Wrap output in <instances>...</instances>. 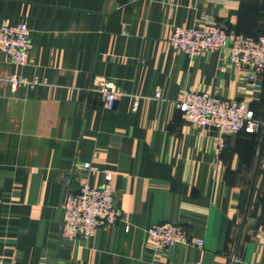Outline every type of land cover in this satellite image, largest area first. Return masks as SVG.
I'll list each match as a JSON object with an SVG mask.
<instances>
[{
  "label": "crops",
  "instance_id": "1",
  "mask_svg": "<svg viewBox=\"0 0 264 264\" xmlns=\"http://www.w3.org/2000/svg\"><path fill=\"white\" fill-rule=\"evenodd\" d=\"M3 21L25 23L33 51L19 66L0 50V77L34 86L0 82V264H264V125L222 135L175 107L207 91L248 101L264 123V77L247 82L225 48L189 56L167 43L173 27L206 24L258 37L264 0H0ZM99 77L124 93L111 109ZM103 170L119 220L60 239L65 178L77 190ZM162 221L188 243L156 246L145 229Z\"/></svg>",
  "mask_w": 264,
  "mask_h": 264
},
{
  "label": "built area",
  "instance_id": "2",
  "mask_svg": "<svg viewBox=\"0 0 264 264\" xmlns=\"http://www.w3.org/2000/svg\"><path fill=\"white\" fill-rule=\"evenodd\" d=\"M167 43L172 49L189 56L225 48L230 62L247 70L245 75L247 82L258 86L260 85L258 77H264V33L258 37L241 33L229 37L218 25L176 26L167 37ZM0 50L13 64L19 66L27 64L33 51L28 26L23 22L15 25L6 21L1 22ZM1 81L7 82L11 89H15L20 84L34 86V83L17 74L0 77ZM93 84L101 93L106 107L110 109L124 94L123 91L112 86L105 77L95 79ZM153 97L161 98V91L156 90ZM137 106V101L134 100L132 108L136 109ZM175 107L188 124L198 128L213 129L222 135L237 133L254 135L260 132L264 125L263 121L255 116L248 101L227 99L207 91L180 93L175 101ZM82 166L91 172L99 171L89 162H84ZM113 176L112 171L103 170L101 184L92 186L80 181L77 190L70 187V178H65L66 193L61 206L63 218L58 234L60 239L88 238L93 236L99 227L117 223L121 211L114 197ZM145 234L161 248L188 243L184 227L172 221L153 224L145 229ZM192 244L201 246L202 240L196 239Z\"/></svg>",
  "mask_w": 264,
  "mask_h": 264
},
{
  "label": "trees",
  "instance_id": "3",
  "mask_svg": "<svg viewBox=\"0 0 264 264\" xmlns=\"http://www.w3.org/2000/svg\"><path fill=\"white\" fill-rule=\"evenodd\" d=\"M248 135V134H247Z\"/></svg>",
  "mask_w": 264,
  "mask_h": 264
}]
</instances>
